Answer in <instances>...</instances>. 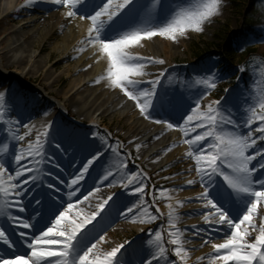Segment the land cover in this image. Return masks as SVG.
I'll return each instance as SVG.
<instances>
[{
    "label": "snow or ice",
    "instance_id": "6c2138e0",
    "mask_svg": "<svg viewBox=\"0 0 264 264\" xmlns=\"http://www.w3.org/2000/svg\"><path fill=\"white\" fill-rule=\"evenodd\" d=\"M28 2L32 3V0ZM50 2L68 8L66 17L79 14L81 19L90 21L87 37L81 43L93 45L101 59L107 58V70L96 78L95 83L105 82L108 88L118 90L134 103L145 120L170 130L175 127L183 134V143L190 149L186 155L195 160V173L203 191L194 198L177 201L175 205L167 204V243L175 246L171 251L177 260L171 259L165 246L163 225L149 230L147 243L151 248L146 257L137 259L136 250L130 254L124 245L102 252L98 244L104 242V236L99 233L106 231L113 222L110 210L117 200L109 196L98 203L91 214L81 216L74 212L73 198L83 203L93 192L84 195L83 201L76 193L81 188L93 186L99 192L100 185L96 181L103 170L102 183L113 177L108 184L112 187L118 178L123 188H131L130 196L138 197V203L132 207L124 205L126 211L121 214L125 219L131 213V222L152 224L164 214L158 207L155 212L160 216L151 211L156 196H153V204L146 206L148 177L141 172L130 173V154L122 153L118 145L114 146L110 139L104 138L99 145L95 139L83 145L80 167L69 173L74 178L65 182L60 176L65 168L58 163L55 152H49L55 144L56 149L67 153V148L52 138L55 121L38 131L35 140L28 139L25 146L23 142L31 131L25 121L41 113L30 108L29 98L24 93L14 90L11 85L0 84V124L29 129L19 135L18 131L7 128V136L3 139L10 138L15 143L10 145L0 141V264H153L154 261L155 264H161V261L163 264H187L190 250L184 247L187 241L183 235L189 229L177 228V223L181 215L201 214L203 225L190 229L194 236L203 240L201 246L216 238H222L223 242L212 243L214 251L198 259H208L209 264H264V216L258 212V206L264 211V147L258 144V141H264V96L253 102L252 89L246 85L235 97L224 96L203 105V100L215 89L220 78L213 72L214 65L198 70L207 75L198 80L202 88L190 99L175 89L171 94L161 93L158 85L161 78L166 77L165 71L155 79L143 78L150 75L145 70L148 65H163L165 60L133 55L129 51L131 46L152 41L155 37L177 42L190 32L203 31V26L219 14L223 0ZM145 18L146 26L136 27L137 22ZM246 70L245 67L239 69L241 73ZM228 92L225 89V93ZM197 129L201 131L192 135ZM156 139L159 140V136ZM140 147L137 144V149ZM110 152L123 157V167L115 173L105 168ZM257 158L259 161L253 164ZM53 169H59V172H53ZM58 178L69 189L67 199L60 183H55ZM195 183V179H188L186 186ZM156 191L164 196L172 190ZM167 198L171 199V196ZM193 199L202 202L205 211L183 214L176 211ZM137 210L139 215H136ZM257 217L260 218L259 227L255 222ZM6 224L14 227H5ZM253 232L257 233L254 239ZM97 235L99 240L92 243ZM125 244L131 248L132 242Z\"/></svg>",
    "mask_w": 264,
    "mask_h": 264
},
{
    "label": "rangeland",
    "instance_id": "374dc122",
    "mask_svg": "<svg viewBox=\"0 0 264 264\" xmlns=\"http://www.w3.org/2000/svg\"><path fill=\"white\" fill-rule=\"evenodd\" d=\"M34 1L38 4V7L37 9L32 10L30 7L23 5L24 0H19L17 2L15 0H0V5H2L1 9H4L3 11H0V13L2 12V17L6 16L8 10L14 12L10 15L8 21L0 24V41L5 36H9V38L13 39L12 41H15L14 34L22 25L28 23L33 17H41L42 19L41 22L32 29L30 34L26 35V38H20V43H24L25 46V55L30 56V59H28L29 61L26 60L27 62H24L26 71L32 70L29 79H26L25 81H16L14 72L17 71V67L11 66V68L7 70L2 71L0 69V84L13 85L14 90L24 93L29 98L30 108L36 113H41V115H34L31 119L36 121L37 125L41 126L40 131H43L44 126L49 122L55 121L52 128V138L56 141L60 140V143L63 144V146H70L73 144V132H75L77 126L86 132L91 133L93 130L92 135H90L91 140L95 139V142L99 145L104 138L110 139L114 146H119L122 153L130 154L128 161L129 172L132 174L141 172L148 177L145 187L146 195L144 197L146 206L152 205L153 196H156L157 199L155 200L151 211L158 216H160V213H163L164 215L152 224L131 222L133 215L131 213L129 214L131 216L129 219L126 221H120L117 214L126 211L124 205L132 207L134 203H138V197L130 196L128 193L131 191V188H123L117 178V182L115 183L117 189L112 188V196L117 200V203L110 210L112 212L113 222L107 227L106 231L99 233V235L104 236V242L98 244V248L102 252H107L114 247L124 245L130 254L133 250H136L137 259L146 257L148 255V250L151 248L147 243L149 239V230L159 229L160 226L163 225L162 235L164 237L165 246L169 250L171 259L177 260V258L172 255L171 251L175 246L167 243L169 239L167 204H175L177 201H181L182 199L179 196L181 194L189 193L191 194V197L194 198L203 191L199 184V177L196 176L195 173V160L186 155L190 150L189 146L181 140L171 148V151H182L181 154L165 160L164 153H162L157 159L153 160L151 164L145 166L144 161L147 156L142 159V155L144 156V151L153 145L155 139H152L148 143L140 144L141 147L139 149H137L136 145L135 148L132 147L128 150L132 145V141L128 139L126 134L128 130V125L126 123L129 121L128 116H120V113L115 111L99 116L100 112L96 113L91 111L90 115L97 121V125L94 129L90 130L88 119H80L77 113L78 108L75 106H70L66 115H64L63 112L61 113L58 105L66 103L67 96L65 94L73 81H75L82 73L74 72L71 68L83 55L84 49L89 48L90 46L88 43L81 44L80 42H77L71 46L65 55H62V50L52 51L51 47L53 45H62L61 37L63 34L61 31H56L46 35L49 19L44 20L43 17L46 15L44 6L49 0ZM97 3H99V0H97ZM100 6L102 7V5ZM63 8V6H60L58 9L53 8L52 10H48V14L52 13L51 16H54L55 13ZM89 8H91V5H89ZM97 10L99 9L97 8ZM104 19H106V17ZM77 20L81 25H85L82 26L84 27L82 36H84L90 25V21L87 19H81L80 15L77 14L72 17V21L75 22L74 26H76ZM243 22L247 24L249 29L255 30L260 36L259 40L253 41V36L251 33L248 34V31V41H250V44L248 43L245 48L240 45L238 40L239 34L237 32L242 25L244 27ZM83 40H85V37H83ZM143 43L144 41H142L141 44L131 46L129 50L141 47ZM173 43H179L180 45L176 50L174 49V54L169 61V73L166 77L162 78L160 88H158V91L161 93L167 91L171 94L172 90L175 89L177 92H183L186 99H190L193 94L202 88V85L198 83V80L207 75V73H198V70L206 66L214 65L213 72L220 78L216 81L215 89L211 90L210 94L203 100V105H206L209 100H219L224 96L235 97L246 86L243 76L245 74L249 79L252 89L253 102H256V98L264 96V0H223L219 14L214 16L203 26V31L190 32L186 36L180 37L177 42ZM3 48L4 46L0 45V51ZM78 49L83 50L79 51ZM20 55V51L16 52V58L20 57ZM16 58L10 56V61L13 63L17 61ZM37 62H42L43 68L41 72L36 69ZM241 67H245L247 70L244 73H241L239 71ZM46 73L49 75L44 77ZM149 76L151 77V75ZM156 76L157 75H155V77ZM57 77H60V79L57 83H53V80ZM238 77L240 78L239 80L237 79ZM96 85L98 84L94 83L86 89L96 87ZM225 89H228L229 92L225 93ZM130 111L135 113V115L142 117L139 114V111L135 108L133 102ZM237 119H239V117H237ZM25 123H27V121H25ZM181 123H183V121H181ZM1 125L2 124H0V141L3 143H9L10 145L15 143L11 139H3L7 132L6 128ZM68 125L73 127L71 132L66 138H61L59 133ZM253 127L255 128L256 124H254ZM23 129V127L19 128L22 132ZM173 130L179 131L174 127L170 132ZM21 131L18 132L19 135H24ZM200 131L201 129H197L196 133H192V135H196ZM36 134H34L33 137L30 135L26 137L23 142L25 146L28 139L35 140ZM255 135L258 136L259 133H255ZM258 144L263 147L264 141H258ZM16 146L19 147L20 145L16 144ZM49 152H51L50 148ZM109 154H111L110 156L119 163L120 168H122V155H117L111 152ZM79 159L76 157L72 162L75 163L78 161L77 163L80 167ZM108 160L109 158L105 163L106 169L109 168ZM258 161L259 158H257V161H254L253 164H256ZM104 174L105 173L102 170L101 177H103ZM166 177L167 179H165ZM188 179H195L196 183L191 186H186V181ZM124 182L127 183V180L125 179ZM92 188L93 187L87 189L82 188L81 191L85 193ZM162 188L170 189L172 191L161 196L156 190ZM176 189L182 190L177 191ZM170 194L177 198L171 201L167 198ZM199 202L200 201L195 199L192 200L193 204ZM188 204L189 203H187V205ZM157 207L160 209V213L155 212V208ZM93 211H95V208L93 210L88 209L85 214H91ZM200 211L202 213L205 210L202 209ZM258 212H260V216H264V211H260L259 206ZM136 215H139L138 210L136 211ZM186 219L197 220L201 222L200 224H203L202 214L192 215L190 218H182L180 216L177 228L187 229L185 225V222H187ZM255 222L257 227H259L260 218L257 217ZM135 224L142 226L141 234L131 227ZM86 227H90V225H86ZM189 232L191 231H185L183 235L184 240L187 241L184 247L190 250L187 264H209L208 259L200 260L191 256V253H194L199 248L194 246L195 242L197 239L201 238L190 235ZM256 234V232L252 233V239H254ZM99 235L96 236L92 243L99 240ZM126 241L132 242L131 248L125 244ZM222 242V238H216L211 240L210 243L204 244L202 247L204 250V256L202 255V257H207L214 251L211 247L212 243L218 244ZM89 246L91 245L89 244ZM193 247L197 248L192 250ZM153 264H155V261ZM161 264H163V261H161Z\"/></svg>",
    "mask_w": 264,
    "mask_h": 264
},
{
    "label": "bare ground",
    "instance_id": "6f19581e",
    "mask_svg": "<svg viewBox=\"0 0 264 264\" xmlns=\"http://www.w3.org/2000/svg\"><path fill=\"white\" fill-rule=\"evenodd\" d=\"M15 1L17 2L19 0ZM23 5L30 7L32 10L37 9L38 7V4L34 0H32V3H29L28 0H24ZM1 7L2 5H0V11H3L4 9H1ZM53 8L58 9L60 8V5H54L50 2V0L47 1V4H45L44 6V9L47 13L45 12L46 15L43 17L44 20L49 19V23L47 25L48 29H46V35L56 31L62 32V45H51V50H62V55H65L69 51L71 46H73L77 42L81 43L83 37H87V32L84 34V36H82L84 32V27L82 26L85 25H81L80 22H78L77 20L76 26H74L75 22L72 21L73 16L66 17L65 13L69 11L68 8L64 7L62 10L55 13L54 16H51L52 13L48 14V10H52ZM1 13L0 24L2 22L8 21L10 15L14 12L8 10L5 17H2ZM145 19L139 20L136 24V27L146 26L144 21ZM41 20V17H33L28 23L22 25L19 30L14 34L15 41H12L13 39L9 38V36H5L0 41V45L4 46V48L0 51V69L3 71L11 68V66L17 67V71L14 72L16 81H25L26 79H29V75L32 74V70L26 71V68L24 67V62H27L26 60L30 59V56L25 55V46L24 43H20V38H26V35H29L32 29L35 28V26L39 22H41ZM179 45V43H173L172 41H169L167 39L155 37L152 41H144L141 47L134 48L129 51L133 55H139L144 57L151 56L157 59L165 60V64L163 65L152 64L146 67L145 70L150 73L151 77L147 76L143 79L151 80L155 79L161 71H165L166 74L169 73V61L172 55L174 54V49L176 50ZM89 46V48L84 49L83 55L75 62V64L71 68V70L74 72L82 73L75 81H73L67 93L65 94L67 96V99L65 101L66 103L58 105V108L61 113L63 112V114L66 115L68 108L70 106H75L76 108H78L77 113L79 115V118L88 119L90 130L94 129L97 125V121L94 120L93 116L90 115L91 111H94L96 113L100 112L99 116H102L103 114L109 112L112 113L114 111L120 113V116H128L129 121L126 123L128 125V130L126 134L128 136V139L132 141V145L128 148V150H130V148L132 147L135 148L137 144L140 145L143 143H148L152 139H155L153 145L149 149L144 151V156L142 155V159L147 156L144 161L145 166L151 164L152 161L157 159L162 153H164L165 160L171 159L174 156L181 154L182 151H168V148H172L176 143L180 142L181 140H184V136L181 132L179 133V131L177 130H173L172 132H170V130L164 127V125L154 124L149 120H145L143 117L135 115V113H132L130 111L132 102L128 101L118 90H112L108 88L105 82L96 83L98 84L96 85V87L86 89L88 86H92L95 83L96 78L104 74V72H106L107 70V58L104 57L103 59H101L96 48L91 44H89ZM18 51L21 52V55L20 57L16 58V52ZM10 56L16 58L17 61L12 63L10 61ZM42 68V62H37L36 69L41 72ZM47 75L49 74L46 73L44 77H46ZM155 75L157 76L155 77ZM59 79L60 77L55 78L53 80V83H57ZM158 88H160V85H158ZM27 123L31 126V131L29 132V135L31 137H33L34 134L41 130V126L37 125L36 121L30 120ZM3 126L6 129L12 128V131L14 132L21 131L13 125ZM72 128V126L68 125L64 130L59 133L60 137L66 138L71 132ZM28 131L29 129L24 128L23 132H21L24 134ZM92 132L93 130L90 133L80 129V127L77 126L75 132H73L74 139L72 140V146H63L64 148H67L66 154L60 151L59 149H56L55 144L50 147V151L55 152V158L58 160V163L65 168V172L60 173V176L64 178L65 182H70V180L74 178V176H69L68 174L73 173L79 167L77 163L78 161H76L75 163L72 162L71 164H69V161H72L76 157H78V159L80 158V150L82 149L83 145L87 141H92L90 136L92 135ZM157 136H159V140L156 139ZM59 142L61 141L59 140ZM96 145L98 144L96 143ZM110 155L111 154L108 155V170H111L115 173L118 169H120V164L117 163ZM53 172H59V169H53ZM76 174H78V172ZM112 180L113 177H109L108 181L102 183V177L98 179L96 181V184L100 185V190L99 192H96L95 186H93V188L90 190L93 192V195L89 197L88 201H83V196L88 195L89 191L84 193L83 191H81V188L80 192H77L76 195L80 197V200L83 201V203H78L74 197L72 201L75 205L74 212H79L81 216L86 215V210H93L94 208H96V205L102 200L107 199L109 196H112V188L117 189L116 184L112 187L108 186V184L111 183ZM55 183H60L59 178L55 181ZM60 187L64 189V195L67 199V191H69V189L65 188L64 183H60ZM75 187L76 186H73V188ZM168 196H171V201L177 198L172 194ZM179 196L182 199L181 201L186 200L188 198H192L191 194L189 193L181 194ZM197 210H202V202H199L197 204H193L191 202L188 205L187 203H185L182 207L176 209V211L181 214L193 213ZM129 214L127 219L131 217ZM117 216L120 221L127 220L125 219L124 215L121 214V212L118 213ZM191 216L192 215H181L182 218H190ZM200 223L201 222L197 220H187V222H185V225L186 228L191 231L190 229L192 228V226L203 225ZM5 227H14V225L6 224ZM131 227L141 234L142 226L135 224ZM189 233L190 235H193L192 231ZM202 243V239H197V241L195 242L194 246H197L199 248L194 253H191V256H193V258L202 257L204 252V250L202 249L204 245L201 246ZM197 247H193L192 250Z\"/></svg>",
    "mask_w": 264,
    "mask_h": 264
},
{
    "label": "trees",
    "instance_id": "16d2710c",
    "mask_svg": "<svg viewBox=\"0 0 264 264\" xmlns=\"http://www.w3.org/2000/svg\"><path fill=\"white\" fill-rule=\"evenodd\" d=\"M248 21V20H247ZM246 21V22H247ZM243 24H244V27H243V25L238 29V40H239V42H240V45L242 46V47H244L245 48V46L246 45H248V43L250 44V41H248V34H250L251 33V35L253 36V41H257V40H259L260 39V36H259V34L255 31V30H253V29H249V27H247L246 26V24H245V22H243ZM249 31V33L247 34V32ZM246 75V74H245ZM245 75H243L244 76V80H245V83H246V85H248L250 88H251V86H250V83H249V79L247 78V76H245ZM246 77V78H245Z\"/></svg>",
    "mask_w": 264,
    "mask_h": 264
}]
</instances>
